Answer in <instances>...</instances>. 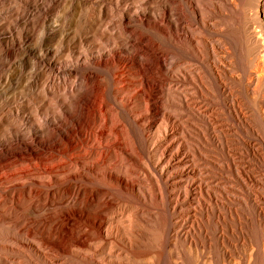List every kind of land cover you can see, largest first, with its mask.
Listing matches in <instances>:
<instances>
[{"label":"bare ground","instance_id":"1","mask_svg":"<svg viewBox=\"0 0 264 264\" xmlns=\"http://www.w3.org/2000/svg\"><path fill=\"white\" fill-rule=\"evenodd\" d=\"M28 1L0 0V56L11 66L0 68V81L19 88L0 100V221L19 234L1 233L0 264H25L24 249L39 245L81 257L94 251L95 264H264V179L253 161L264 158V0H184V151L171 136L152 153L144 145L180 124L169 111L148 115L145 89L166 82L168 48L139 23L102 30L108 13L91 0L49 8L60 22L54 33L44 20L24 23L33 44L21 46L26 35H2L22 17L17 2ZM126 34L142 46L124 47ZM54 39L60 49L44 48ZM53 71L65 72L62 83ZM16 98L25 126L5 108ZM121 99L132 116L148 117L134 124L112 107ZM145 120L156 128L143 143ZM213 167L219 173L208 184L204 171ZM161 177L173 184L165 208L155 203L164 198Z\"/></svg>","mask_w":264,"mask_h":264},{"label":"rangeland","instance_id":"2","mask_svg":"<svg viewBox=\"0 0 264 264\" xmlns=\"http://www.w3.org/2000/svg\"><path fill=\"white\" fill-rule=\"evenodd\" d=\"M94 1L91 5L95 6L97 4H102V8H105L107 11L108 15H106L104 22L105 25L101 27L102 30L110 31L112 30L119 31L118 25L122 23V21L129 25H136L140 24L139 28H142V30L150 32L157 36L160 39V42L164 44L168 48V52L163 58V70L166 71L167 73V80L163 84L162 88H158L156 85L150 84L148 87H146L145 92L147 94L148 98V103L150 105H154L151 107V111L149 112L150 117H154V113L157 111H169L172 113L174 118L180 123L179 126L173 128L171 131L167 130L166 133H160L159 138H156L154 140V145L153 148H148L146 145H144V148L149 152L152 153L153 151L160 149L161 147L166 146L169 143V140L172 136L174 140H182L183 144L180 148V151H184V40H183V32H184V0H175L174 2L170 1L168 2L167 6H164L162 3H153L151 2L149 5L145 4L142 5L140 1L138 0H91ZM32 2V3H31ZM126 2V3H125ZM146 2H150V0H146ZM31 4V5H30ZM35 4V5H34ZM22 3L17 2V7L19 6L22 10L21 16L19 17L20 19L16 20L13 23V28L9 30L6 34L2 35L5 36L6 38L8 37L9 39L16 38L19 34L21 35H26V42L23 40L20 44L21 46L25 45H32V42L28 43L27 38L33 34V31L27 27L25 24L26 22H36L37 19L39 20H44L46 21V27L48 33H54L56 31L57 25H60L59 21H56V18L52 15H50L49 8L53 9V14H55L56 11H58L61 8V4L59 6V0H29L28 4L23 5L21 7ZM34 5V6H33ZM27 6V7H26ZM38 8H37V7ZM40 6V7H39ZM105 6V7H103ZM35 7V8H34ZM23 8V9H22ZM45 9V10H44ZM141 10L143 12H141ZM164 10V11H163ZM47 13H46V12ZM127 12V14H125ZM164 13V14H163ZM61 16L63 15L65 18H67L65 13L60 12L59 13ZM84 15V14H83ZM130 17H129V16ZM162 15H165L163 19H161ZM41 17V18H40ZM86 17H88L86 15ZM43 18V19H42ZM139 20H147L146 23L149 22V24H141ZM21 20L23 22H21ZM92 20V19H90ZM130 20V21H129ZM113 21V22H112ZM133 21V22H132ZM54 22V25H52ZM23 23V24H21ZM25 23V24H24ZM47 23L51 25H47ZM85 24H89L87 20L84 21ZM112 23V24H111ZM114 23V24H113ZM129 23V24H128ZM134 23V24H133ZM24 25V26H23ZM113 26L116 28L112 29ZM16 26V28H15ZM23 26V27H20ZM26 26V27H25ZM137 26V27H138ZM164 27H167L169 30V37L166 38L161 29H164ZM70 28H73L70 26ZM54 29V30H53ZM17 30V32L13 33L14 31ZM21 31V32H20ZM25 33H24V32ZM31 32V33H30ZM13 33V34H12ZM30 33V34H29ZM15 34V35H14ZM12 37H11V36ZM59 43L58 39H54L53 41L46 42L44 44L45 47H52L56 48L57 50L60 49L57 45ZM123 46L127 47V45L132 46L133 48L135 46H142V43L140 41L135 42L131 35L126 34L125 38L123 39ZM104 50H107L109 48L108 45L103 46ZM132 48V49H133ZM102 51V50H101ZM139 54V51L133 50V54ZM95 54V53H94ZM129 54V53H128ZM1 58V56H0ZM49 59H54L53 56L47 57ZM68 63V62H65ZM41 64V63H40ZM10 63L8 62V58L4 57L0 59V68L1 72L8 70H11ZM170 73H172L170 75ZM31 74V73H29ZM64 74V75H63ZM53 71L52 72V79L54 82H61L63 77L65 76V72L63 71ZM28 76V72L26 73ZM18 77H21L19 75ZM154 86V87H153ZM19 88H16L15 84H9L7 87H5L4 80L0 81V100H4L5 98L11 97L13 94L17 92ZM26 93V92H24ZM23 99L21 98H16L13 101H8L5 104V108L9 111V113L15 118L16 124L18 126L24 125V123L27 121L28 116L25 112L18 113V115H15V111L18 110L19 103H21ZM127 101L125 99L121 100H115L114 103L112 104V107L114 109H119L126 117H128V120L130 118V121L135 124V121L139 118H147L148 115L141 113V116L138 115L137 117L132 116V114L129 112L130 107L126 104ZM117 105V106H115ZM155 105H159V107L156 109ZM139 108H135V110L138 111ZM139 112V111H138ZM130 114V115H129ZM131 116V117H130ZM161 117V116H160ZM35 119L38 120L39 122H42L43 119H45V116L43 115H35ZM155 119V117H154ZM164 123H166L165 119H162ZM202 124V123H201ZM148 120H145L144 122L141 123L140 131H141V137L143 143H145L148 139V137H151L154 133V129L156 126L150 125ZM25 126V125H24ZM162 127L165 126V124H161ZM193 132H195L194 128H191ZM149 131V132H148ZM159 131V130H158ZM157 131V132H158ZM149 135V136H147ZM31 138V137H30ZM3 145H2V144ZM5 144L0 141V147L4 146ZM205 147H208L204 145ZM173 147V146H172ZM177 147L174 145V148ZM155 148V149H154ZM207 152V151H205ZM166 154V153H165ZM164 154V156H165ZM198 165L200 166L199 159L197 158ZM255 165L257 166L256 170L259 172V175L264 179V158H257L253 159ZM171 164H167V166H164L163 171H168L170 168ZM205 173L209 174L210 177L207 178V183L208 184H215L214 179H216V175L219 173V170L216 169V167L210 168L209 170L204 171ZM206 174V175H207ZM200 178L204 180L201 176ZM27 180V179H25ZM205 181V180H204ZM205 181V182H206ZM214 181V182H213ZM159 183L160 187L162 188V192L164 195L163 202H158L155 201L156 204H158L160 207L164 208L168 204L170 205V200H167V197L170 195L169 191L167 190L170 189V187L173 185L169 179L166 178H159ZM125 198L128 200L131 199V196L125 195ZM213 203V202H212ZM177 208L183 209L185 207L184 200H177L176 201ZM61 206H56L54 211H58ZM131 206V203H125L124 206L121 209V213L123 216H129V207ZM201 212V210H198ZM45 212V211H44ZM203 213V212H202ZM26 215H34V214H26ZM201 220L203 221V215H200ZM118 222H120V219H117ZM171 224H174V221L171 222ZM11 225V222L4 223L0 221V235L1 233H8L9 231L12 232L14 235H19ZM184 228V225H183ZM133 229V227H132ZM160 240H163V237H160ZM35 244H40L39 241H34ZM96 246L98 245L97 241H95ZM39 252H33L34 249L33 247L26 248L24 250L27 251V255L23 256V259L25 261V264H95V260H99L100 258L97 257L94 254V251H88L85 253L84 257L88 258L85 259L84 257H81L78 253L76 252H64L56 247H53L52 249L43 247V246H37ZM28 250L30 252H28ZM120 261H125V258L119 257ZM14 264V263H11ZM115 264V263H113Z\"/></svg>","mask_w":264,"mask_h":264}]
</instances>
